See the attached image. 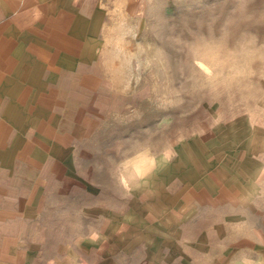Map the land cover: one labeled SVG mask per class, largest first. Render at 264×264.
I'll use <instances>...</instances> for the list:
<instances>
[{"label":"rangeland","instance_id":"obj_1","mask_svg":"<svg viewBox=\"0 0 264 264\" xmlns=\"http://www.w3.org/2000/svg\"><path fill=\"white\" fill-rule=\"evenodd\" d=\"M132 6L106 27L83 142L96 217L51 219L48 260L264 264V0Z\"/></svg>","mask_w":264,"mask_h":264},{"label":"crops","instance_id":"obj_2","mask_svg":"<svg viewBox=\"0 0 264 264\" xmlns=\"http://www.w3.org/2000/svg\"><path fill=\"white\" fill-rule=\"evenodd\" d=\"M135 1L0 0V264L61 261L47 258L51 219L70 205L96 217L79 202L93 185L83 142L106 27Z\"/></svg>","mask_w":264,"mask_h":264}]
</instances>
